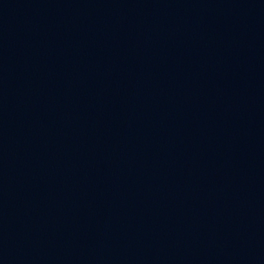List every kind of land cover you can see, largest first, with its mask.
Instances as JSON below:
<instances>
[{"label": "water", "instance_id": "1", "mask_svg": "<svg viewBox=\"0 0 264 264\" xmlns=\"http://www.w3.org/2000/svg\"><path fill=\"white\" fill-rule=\"evenodd\" d=\"M0 264H264V0H0Z\"/></svg>", "mask_w": 264, "mask_h": 264}]
</instances>
